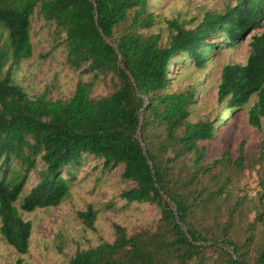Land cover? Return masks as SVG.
Returning <instances> with one entry per match:
<instances>
[{
    "label": "trees",
    "instance_id": "16d2710c",
    "mask_svg": "<svg viewBox=\"0 0 264 264\" xmlns=\"http://www.w3.org/2000/svg\"><path fill=\"white\" fill-rule=\"evenodd\" d=\"M232 1L185 28L176 20L163 25L151 0H0L7 35L0 48V234L8 246L27 254L32 235L16 204L26 213L58 206L75 169L92 157L107 172L121 166L127 186L118 199L153 206L159 221L154 231L132 235L114 224L111 243L77 250L67 264H214L212 256L221 264H264V181L256 203L239 193L243 143L236 158L229 151L209 158L217 128L253 97L248 124L260 128L264 120V32H256L264 0ZM35 14L54 28L68 67L94 80L110 76L111 93L94 97L90 79L54 100L46 92L31 97L15 82L17 66L32 57ZM246 41L245 62L222 67L220 114L192 121L200 86L171 87L172 67L190 62L202 70ZM31 171L37 182L24 194ZM78 216L93 227L92 210Z\"/></svg>",
    "mask_w": 264,
    "mask_h": 264
},
{
    "label": "rangeland",
    "instance_id": "374dc122",
    "mask_svg": "<svg viewBox=\"0 0 264 264\" xmlns=\"http://www.w3.org/2000/svg\"><path fill=\"white\" fill-rule=\"evenodd\" d=\"M232 0H151L152 9L160 16L163 25L166 20H176L185 28L195 27L206 12L221 11ZM54 28L46 24L37 14L32 19L31 44L32 57L22 61L15 70V82L29 96L46 92L52 99H67L74 91L78 81L94 80L91 74L68 67L61 48H56ZM166 26H163L165 32ZM264 32L262 28L256 31ZM6 32L0 27V48L6 43ZM248 41L237 46L232 52L212 57L202 70L183 69L176 63L170 73L173 75L171 87H184L189 84L200 86L198 101L192 110L191 120L212 121L220 114L224 104L217 103V87L222 67L227 62L244 63L250 48ZM56 48V49H54ZM94 84V97L112 92L110 76L99 75ZM253 97L241 112L227 116L229 122L219 129V136L209 144V158H217L229 151L233 158L238 157L240 145L244 152L242 171H239L237 187L253 203L261 193L260 182L264 181V152L261 141L264 139V120L260 128L248 124L246 111L254 104ZM217 119H215V122ZM42 165L41 162H38ZM1 166V162H0ZM122 167L107 172L100 162L92 157L83 159L75 169L73 186L69 195L56 207L38 209L32 213L22 212L16 204L22 219L32 224V235L27 254L20 255L8 246L0 234V264H67L77 250L97 246L101 242L113 241V225L123 227L128 235L142 230L154 231L158 221V211L149 204H127L118 199L119 193L127 186L120 174ZM2 173L0 172V177ZM37 182V173L31 171L24 186L27 194ZM241 191V192H240ZM261 206H264L262 199ZM92 210L95 214L93 227L86 226L79 213ZM254 214L249 216L253 220ZM232 256V249L225 248ZM214 264H221L212 256ZM211 264V262H209Z\"/></svg>",
    "mask_w": 264,
    "mask_h": 264
},
{
    "label": "water",
    "instance_id": "95a60500",
    "mask_svg": "<svg viewBox=\"0 0 264 264\" xmlns=\"http://www.w3.org/2000/svg\"><path fill=\"white\" fill-rule=\"evenodd\" d=\"M174 212H175V210H174ZM225 248H229V247H227V246H224ZM232 252V254H233V251H231ZM235 263L236 264H239V262L235 259Z\"/></svg>",
    "mask_w": 264,
    "mask_h": 264
}]
</instances>
